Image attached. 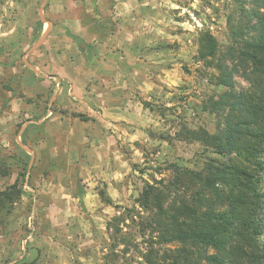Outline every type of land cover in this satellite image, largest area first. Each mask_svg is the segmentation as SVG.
I'll return each instance as SVG.
<instances>
[{
    "label": "rangeland",
    "instance_id": "obj_1",
    "mask_svg": "<svg viewBox=\"0 0 264 264\" xmlns=\"http://www.w3.org/2000/svg\"><path fill=\"white\" fill-rule=\"evenodd\" d=\"M250 7L0 0V192L13 195L0 264H145L151 214L138 198L173 179L172 165L221 158L187 134H217L221 96L248 88L229 50ZM206 32L217 53L202 59Z\"/></svg>",
    "mask_w": 264,
    "mask_h": 264
},
{
    "label": "trees",
    "instance_id": "obj_2",
    "mask_svg": "<svg viewBox=\"0 0 264 264\" xmlns=\"http://www.w3.org/2000/svg\"><path fill=\"white\" fill-rule=\"evenodd\" d=\"M242 1L251 7L231 28L238 44L229 52L248 88L221 96L224 103L228 97L229 110L217 134H187L221 158H210L201 171L172 165L173 179L138 198L151 214L145 264H264V0ZM199 51L202 59L215 57L210 33L202 34ZM12 196L0 192L1 212L10 213Z\"/></svg>",
    "mask_w": 264,
    "mask_h": 264
},
{
    "label": "water",
    "instance_id": "obj_3",
    "mask_svg": "<svg viewBox=\"0 0 264 264\" xmlns=\"http://www.w3.org/2000/svg\"><path fill=\"white\" fill-rule=\"evenodd\" d=\"M42 21H43V18H42ZM48 34V30L43 34L42 38L38 41V43L30 50V52L34 51L35 49H37L41 44L42 42L45 40L46 36Z\"/></svg>",
    "mask_w": 264,
    "mask_h": 264
}]
</instances>
